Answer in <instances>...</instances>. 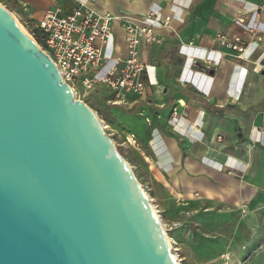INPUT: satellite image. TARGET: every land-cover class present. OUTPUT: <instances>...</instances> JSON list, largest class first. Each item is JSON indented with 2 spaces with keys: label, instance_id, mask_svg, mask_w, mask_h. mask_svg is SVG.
<instances>
[{
  "label": "water",
  "instance_id": "obj_1",
  "mask_svg": "<svg viewBox=\"0 0 264 264\" xmlns=\"http://www.w3.org/2000/svg\"><path fill=\"white\" fill-rule=\"evenodd\" d=\"M0 264H177L98 116L1 4Z\"/></svg>",
  "mask_w": 264,
  "mask_h": 264
},
{
  "label": "crops",
  "instance_id": "obj_2",
  "mask_svg": "<svg viewBox=\"0 0 264 264\" xmlns=\"http://www.w3.org/2000/svg\"><path fill=\"white\" fill-rule=\"evenodd\" d=\"M80 1L133 21L153 3L170 13L169 25L155 30L160 43L139 47L141 59L154 66L156 84L141 98L126 94L124 101L150 104L142 105L139 124L152 150L159 143L158 176L168 180L174 197L205 200L259 235L264 231V0L0 2L34 28L48 8L68 12ZM115 28L123 54L122 30ZM219 35L228 43L238 37L242 52L220 46Z\"/></svg>",
  "mask_w": 264,
  "mask_h": 264
},
{
  "label": "rangeland",
  "instance_id": "obj_3",
  "mask_svg": "<svg viewBox=\"0 0 264 264\" xmlns=\"http://www.w3.org/2000/svg\"><path fill=\"white\" fill-rule=\"evenodd\" d=\"M0 4L36 42L32 35L34 28L25 24L26 21L7 4ZM37 45L43 50L41 44ZM71 87L74 97L84 101L98 116L104 132L112 138L137 181L152 199L181 264H264V231L261 230L259 235L249 232L238 222L237 215L218 214L217 209L205 200L197 197L177 199L170 193L168 180L158 176L155 164L158 162L155 154L160 157L159 143H153L152 150L150 140L144 137L139 124L140 116H144L142 105L150 104L123 101L104 85L88 89L82 84ZM147 113L145 111V117Z\"/></svg>",
  "mask_w": 264,
  "mask_h": 264
},
{
  "label": "built area",
  "instance_id": "obj_4",
  "mask_svg": "<svg viewBox=\"0 0 264 264\" xmlns=\"http://www.w3.org/2000/svg\"><path fill=\"white\" fill-rule=\"evenodd\" d=\"M170 21V13L158 3L133 21L127 15L100 13L80 1L68 12L60 6L48 8L34 29L39 30L42 51L53 61L63 81L70 86L82 84L87 89L104 85L124 101L126 94L141 98L148 85L156 84L151 75L154 66L141 59L139 47L142 42L160 43L155 30L167 27ZM115 25L122 30L123 54L116 47ZM218 44L242 52L238 37L228 43L219 35ZM198 59L201 58L192 59L194 65Z\"/></svg>",
  "mask_w": 264,
  "mask_h": 264
},
{
  "label": "bare ground",
  "instance_id": "obj_5",
  "mask_svg": "<svg viewBox=\"0 0 264 264\" xmlns=\"http://www.w3.org/2000/svg\"><path fill=\"white\" fill-rule=\"evenodd\" d=\"M146 195L148 196L149 200H150L151 203H152V199L150 198V196H149L147 193H146ZM152 205H153V208H154V210H155V212H156V215H157V217H158V220H159V222H160V226H161V228H162V230H163V232H164V234H165V236H166L165 229H164V224L162 223V220H161L160 216H159L158 213H157L156 207L154 206L153 203H152ZM166 239H167L168 242L170 243V241H169V239H168L167 236H166ZM170 245H171V243H170ZM171 248H173L172 245H171ZM174 257H175V259H176V261H177V264H181V263H180V259H179L178 255H177L176 253H174Z\"/></svg>",
  "mask_w": 264,
  "mask_h": 264
},
{
  "label": "trees",
  "instance_id": "obj_6",
  "mask_svg": "<svg viewBox=\"0 0 264 264\" xmlns=\"http://www.w3.org/2000/svg\"><path fill=\"white\" fill-rule=\"evenodd\" d=\"M32 35H33V37H34V39L36 40L37 43L43 45V39L40 36L39 30L32 29Z\"/></svg>",
  "mask_w": 264,
  "mask_h": 264
}]
</instances>
